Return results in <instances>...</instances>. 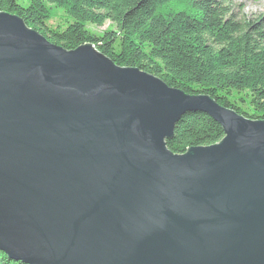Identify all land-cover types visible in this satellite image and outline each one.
Here are the masks:
<instances>
[{"label":"water","instance_id":"1","mask_svg":"<svg viewBox=\"0 0 264 264\" xmlns=\"http://www.w3.org/2000/svg\"><path fill=\"white\" fill-rule=\"evenodd\" d=\"M201 113L223 138L181 155ZM0 250L24 264H264V120L0 13Z\"/></svg>","mask_w":264,"mask_h":264},{"label":"trees","instance_id":"2","mask_svg":"<svg viewBox=\"0 0 264 264\" xmlns=\"http://www.w3.org/2000/svg\"><path fill=\"white\" fill-rule=\"evenodd\" d=\"M233 7L234 0H0V13L19 17L66 51L92 44L118 67L136 68L186 95L208 96L246 119L264 120V16L236 18ZM51 8L66 15V27H46ZM106 23L111 28L100 34L89 29ZM222 138L213 120L190 114L176 124L166 148L181 155ZM0 264L24 263L0 250Z\"/></svg>","mask_w":264,"mask_h":264},{"label":"rangeland","instance_id":"3","mask_svg":"<svg viewBox=\"0 0 264 264\" xmlns=\"http://www.w3.org/2000/svg\"><path fill=\"white\" fill-rule=\"evenodd\" d=\"M53 15L46 22V27L50 29H62L64 26L66 27V22L68 21L66 15L59 9H52ZM233 15L236 18L243 17L245 19H251L258 17L260 15L264 16V0L258 2H252L250 0H234V7L232 10ZM111 25L106 23L101 28L89 27L91 31L96 34H100L105 30H109ZM114 31V28H112Z\"/></svg>","mask_w":264,"mask_h":264}]
</instances>
